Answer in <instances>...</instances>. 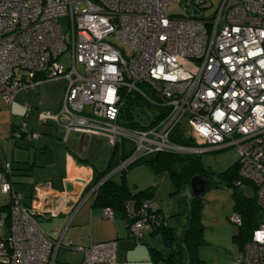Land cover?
I'll return each mask as SVG.
<instances>
[{
    "label": "built area",
    "instance_id": "built-area-1",
    "mask_svg": "<svg viewBox=\"0 0 264 264\" xmlns=\"http://www.w3.org/2000/svg\"><path fill=\"white\" fill-rule=\"evenodd\" d=\"M175 3L182 11L171 14L168 7ZM212 4L0 0V96L11 103L19 91L49 80L66 81L60 107L39 112L38 119L63 127L64 138L70 131L104 135L110 147L117 145L126 153L90 187L91 193L111 173L155 153L232 146L238 172L252 185L264 212V0H218L213 14L206 16L204 10ZM188 5L201 13H187ZM67 50L70 61L64 66L58 58ZM135 96L142 103L131 102V117L134 105L151 109L148 124L141 127L130 126L122 112L128 97ZM24 107L30 110L29 103ZM184 117L187 130L181 124ZM175 128L182 137L188 133L195 145L173 141ZM12 136L30 140L33 135L23 120L10 131ZM9 165L7 160L0 169V193L12 199L8 216L0 217V226L7 227L0 237V264H54L65 226L45 230L37 217L56 215L44 203L58 192L46 183L42 194L22 204L7 178ZM91 177L82 174L80 188L89 185ZM153 204L150 198L125 204L124 224L136 241L157 225ZM101 214L114 218L108 206ZM232 220L241 223L238 214ZM68 247L81 253L79 264H126L116 261L115 239ZM231 264H264V218L250 230Z\"/></svg>",
    "mask_w": 264,
    "mask_h": 264
},
{
    "label": "rangeland",
    "instance_id": "rangeland-1",
    "mask_svg": "<svg viewBox=\"0 0 264 264\" xmlns=\"http://www.w3.org/2000/svg\"><path fill=\"white\" fill-rule=\"evenodd\" d=\"M217 3L218 0H213V4L204 10L206 16L213 14L217 7ZM185 4L186 3L183 1L181 6L183 7ZM179 6L180 5L177 3L169 5L168 11L171 14H178L182 11ZM185 9L187 13H190L192 10H196V13H201V11L199 9L197 10L194 5H188ZM58 61L63 63L64 66H67L70 61L69 50L63 53L58 58ZM76 68L78 71H82V67L78 63L76 64ZM64 81L65 80L63 79H55L38 84L36 92L33 94L34 101L36 100L37 102V99H39L40 106L42 103L46 104L48 101L53 100L52 94L61 88ZM48 94H51L50 98L47 96ZM35 111L39 113L45 110L41 107H37ZM131 112L132 119L138 122L139 125L148 124L151 116V109L146 105L143 104L141 107L134 105ZM29 119L33 122V124H35V127L37 125L39 127L47 125L55 126L53 123L40 121L37 115L36 117H30ZM23 120L26 123L27 131L28 118L23 119L21 117L16 125L18 127ZM181 124L184 126L185 130L188 129L186 117L181 119ZM30 126L34 128L32 125ZM30 133H32L33 138L35 135H42V131H38V129H34ZM186 137H188V133H186ZM21 139L23 138H14L13 136L9 137L8 140L11 141V152H13L15 144L18 146L17 143L22 141ZM8 140H2L6 143L5 145L3 144L4 151H1L2 153L5 152L6 154L9 149ZM24 140L26 142L31 139L27 140V138L24 137ZM89 142L90 150L87 158L90 162L97 163L95 165L96 168L101 170L103 168L102 163L104 159L106 160L110 151L108 140L106 136L99 135L94 136V138H90ZM197 144L201 145L202 141H199ZM128 146L129 145L127 143L125 145L126 150L128 149ZM196 154L200 162L210 170L209 176L211 181L207 188L199 194V200L201 203L200 222L203 228V241L196 247L194 259H190L183 252L179 255L180 260L178 264H231L232 260L241 249L242 241L245 239L243 227L238 226L232 220V217L238 213L234 208L235 194L237 192L241 196L253 197L254 189L248 182H241L238 186H234L228 183L227 177L218 175V172L231 166L232 163L238 159V155L236 154L234 147L230 146L222 149H210ZM178 155L187 154L178 153ZM177 164L178 160L173 158L167 162L166 166L164 165L159 168L155 166L153 167L151 164L146 162H135L131 166L123 169L124 180L132 192L148 187L151 189L154 208H160L162 213L165 214L166 217L164 222L167 226L174 228V234H179L185 224L186 214L188 208L190 207L192 196L188 185L184 187L176 186L170 179V173L172 170H180ZM121 174L120 170L115 171L111 174V179L119 181L122 179ZM7 202L8 196L0 193V217H4L6 215V211H4L1 206ZM258 218H264V212L259 211ZM122 227L124 234L119 242L118 253L116 252V261H118L117 256L118 259H122L121 257L124 256L121 251H127L125 247L128 244L125 241L130 239L132 244L134 243L132 238L129 236L128 229L125 227L124 223L122 224ZM6 234V225H1L0 237H4ZM142 237V240L146 241L147 244L143 242H136L133 246H130L133 248L129 251L128 257L124 256L123 258V261H126L127 264H151L149 261H146L148 259L147 256H149L147 245L154 246L156 249L161 251L162 255L166 256L168 247L165 246L164 239L159 233L151 236L148 232H144ZM76 259H79L78 254L73 255L68 250L60 248L56 253L54 264H71V260L72 263H74V260L76 261ZM164 264H170V262L165 260Z\"/></svg>",
    "mask_w": 264,
    "mask_h": 264
},
{
    "label": "crops",
    "instance_id": "crops-1",
    "mask_svg": "<svg viewBox=\"0 0 264 264\" xmlns=\"http://www.w3.org/2000/svg\"><path fill=\"white\" fill-rule=\"evenodd\" d=\"M65 85L66 81L60 89L52 94L53 100L48 101L46 104L42 103L40 106L39 99H37V102L34 101L33 95L37 86L33 89L19 91L13 97L11 103L5 102L0 96V169L9 160L11 170L7 178L13 191L20 195V202L24 205H28L34 196L42 194L45 191L44 186L46 183H49L58 192V195L53 197L51 202L44 203L48 209L55 210L56 215L47 214L38 216L37 219L45 230L65 226L60 248L68 250L73 255L78 254L79 259L74 260V263L71 260V264H78L80 263L81 253L73 252L68 247L69 243L87 245L90 241L118 239L119 246L124 230L122 227L123 220L119 214H115L111 220L104 219L101 214L102 207L93 202L94 193L90 192L91 186L87 185L82 188L76 186L70 192L63 191L65 181L79 179L82 174H92L93 171L101 172L105 169L109 154L106 160L103 158V168L101 170L96 168L97 163L90 162L87 158L90 150L89 139L99 135L70 131L64 138L63 127L56 125L43 127L37 125L35 127V124L29 119L30 117H36V115L38 117V112L35 111L37 107H41L45 111H56L60 107ZM47 96L50 98L51 94ZM24 103L30 104L28 112L25 110ZM21 117L23 119L28 118L27 131L31 132L38 129V131H42V135H35L34 138L32 136L31 140L26 142L22 137V141L17 143L18 146L15 144V148L11 152V141L8 140L9 134L12 129L17 127L16 123ZM3 139L8 140L9 149L6 154L1 152L4 151L3 144H6L5 141H2ZM77 201L79 205L73 211L75 203L78 204ZM129 240L125 241L128 244L125 247L127 251H121L122 255L127 257L129 251L133 248L130 246L135 243L133 241L132 244V241ZM124 256L121 257L122 259H118L117 256V260L127 264L126 261H123ZM147 258L146 261L152 264L149 256Z\"/></svg>",
    "mask_w": 264,
    "mask_h": 264
},
{
    "label": "trees",
    "instance_id": "trees-1",
    "mask_svg": "<svg viewBox=\"0 0 264 264\" xmlns=\"http://www.w3.org/2000/svg\"><path fill=\"white\" fill-rule=\"evenodd\" d=\"M137 99V96H135V99L133 100L131 97H128V99L125 101L126 103L122 107L123 116L130 119L129 125L133 127H141V125L134 121L130 116V108L132 106L131 102L134 101L136 104L142 103V100ZM170 138L173 141L181 144L195 145L191 137H182V135H178L177 128L174 129L173 133L170 135ZM120 151H122V149L117 145L110 147L109 157L107 159L105 169L101 172L93 171L89 186L96 184L100 178L104 177L119 164V161L126 155V153L124 154L123 151L122 153H119ZM173 158L178 160L177 166L180 169L178 171L172 170L170 173V179L176 186H189L191 177L198 175L204 179L203 190L207 188L208 184L211 182L209 176L210 170L200 162L196 153L178 155V153L175 152H158L149 157L141 158L135 162H146L151 164L153 167L155 166L159 168L164 165L166 166L167 162ZM135 162L128 166H131ZM9 168L10 169L7 177L10 175V165ZM238 169L239 162L236 159L231 166L227 167L223 171L218 172V175L227 177L228 183L234 186H238L241 182H248L250 184L249 181L243 179L240 176ZM123 171V169L120 170L122 173L121 180L114 181L111 179L110 175L98 185L93 194V202L100 207H110L114 212V216L115 214H119L123 220V223H126V218H128V216L126 215L125 204L127 201L133 200L134 203L138 204L142 199H152V196L151 189L149 187L132 192L124 180ZM6 195H8V202L1 206V208L6 211L5 217L8 216V209L12 202L10 194ZM200 208L201 203L199 200V194L197 196L192 195L190 207L188 208L186 214L185 224L179 234H174V228L167 226V224L164 222L166 216L162 213L161 209L154 208V206L151 208V212L158 217L157 225L151 230L143 231L142 236L144 232H148L151 236L159 233L164 239L165 246L168 247V252L166 256H164L161 254V251L156 249L154 246L147 245L149 259L151 260L152 264H164L165 260L169 261L170 264H178L180 260L179 255H181L183 252L190 259L195 258L196 247L203 241V228L200 222ZM234 208L237 210V214L241 218V223L238 226L243 227L245 232V239L241 244L242 248L244 242L248 238L250 230L259 223L258 213L260 211V207L256 202L255 195L253 197H246L241 196L236 192ZM125 227L128 229L127 226ZM142 236L138 238L137 241L131 236L130 237L135 243L143 242L147 244L146 241L142 240ZM115 240L118 242V239Z\"/></svg>",
    "mask_w": 264,
    "mask_h": 264
},
{
    "label": "water",
    "instance_id": "water-1",
    "mask_svg": "<svg viewBox=\"0 0 264 264\" xmlns=\"http://www.w3.org/2000/svg\"><path fill=\"white\" fill-rule=\"evenodd\" d=\"M80 182H81L80 179L65 181L63 183V191L64 192H70L72 189L76 188V186H77V188H80V185H79ZM189 187H190L192 195L197 196L204 189V179L199 177L198 175H194L190 179Z\"/></svg>",
    "mask_w": 264,
    "mask_h": 264
},
{
    "label": "clouds",
    "instance_id": "clouds-1",
    "mask_svg": "<svg viewBox=\"0 0 264 264\" xmlns=\"http://www.w3.org/2000/svg\"><path fill=\"white\" fill-rule=\"evenodd\" d=\"M259 235V234H258Z\"/></svg>",
    "mask_w": 264,
    "mask_h": 264
}]
</instances>
